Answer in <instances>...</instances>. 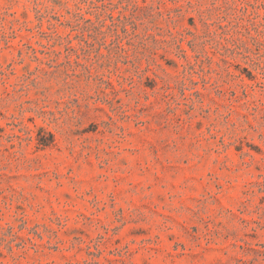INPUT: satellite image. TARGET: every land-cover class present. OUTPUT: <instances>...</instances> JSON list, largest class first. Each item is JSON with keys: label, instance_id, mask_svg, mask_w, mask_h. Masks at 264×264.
Wrapping results in <instances>:
<instances>
[{"label": "rangeland", "instance_id": "obj_1", "mask_svg": "<svg viewBox=\"0 0 264 264\" xmlns=\"http://www.w3.org/2000/svg\"><path fill=\"white\" fill-rule=\"evenodd\" d=\"M0 264H264V0H0Z\"/></svg>", "mask_w": 264, "mask_h": 264}]
</instances>
